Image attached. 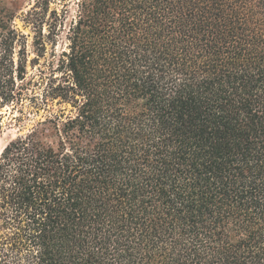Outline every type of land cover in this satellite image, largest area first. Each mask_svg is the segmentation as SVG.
Wrapping results in <instances>:
<instances>
[{
    "label": "trees",
    "instance_id": "1",
    "mask_svg": "<svg viewBox=\"0 0 264 264\" xmlns=\"http://www.w3.org/2000/svg\"><path fill=\"white\" fill-rule=\"evenodd\" d=\"M61 1L30 60L0 0V118H40L0 155V264H264V0Z\"/></svg>",
    "mask_w": 264,
    "mask_h": 264
},
{
    "label": "rangeland",
    "instance_id": "2",
    "mask_svg": "<svg viewBox=\"0 0 264 264\" xmlns=\"http://www.w3.org/2000/svg\"><path fill=\"white\" fill-rule=\"evenodd\" d=\"M6 1L8 6L17 13L16 23L18 27L28 36V40H29L28 50L31 60L35 58L34 47H33L34 33L31 31L30 28L24 29L21 18L25 13H27L30 10L35 0H6ZM63 6L64 3L61 0H53V3L51 4V10H58L59 12H62V10L64 9ZM75 10L76 7L73 4H71L69 14L67 15V21L65 25L66 27L61 31L60 36L57 39L58 44L55 49L57 58L55 59V61L60 57L62 52L66 51L67 49L66 34L68 32V27L70 26V23L74 18ZM53 53H54L53 47L49 45L47 58H50ZM15 116H19V114L18 113L14 114V112H12V110L9 109L4 110V112L2 113V116L0 118V152L4 150V148L10 142L15 140L18 136L29 133L32 129H34V127H36L37 123L40 121L39 117L33 115L31 116L27 115L24 119H15L16 118Z\"/></svg>",
    "mask_w": 264,
    "mask_h": 264
},
{
    "label": "bare ground",
    "instance_id": "3",
    "mask_svg": "<svg viewBox=\"0 0 264 264\" xmlns=\"http://www.w3.org/2000/svg\"><path fill=\"white\" fill-rule=\"evenodd\" d=\"M3 152V150L0 152V154Z\"/></svg>",
    "mask_w": 264,
    "mask_h": 264
}]
</instances>
